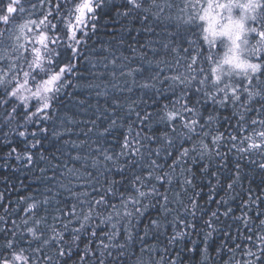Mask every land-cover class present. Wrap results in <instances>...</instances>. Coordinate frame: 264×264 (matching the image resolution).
Here are the masks:
<instances>
[{
  "label": "snow or ice",
  "instance_id": "6c2138e0",
  "mask_svg": "<svg viewBox=\"0 0 264 264\" xmlns=\"http://www.w3.org/2000/svg\"><path fill=\"white\" fill-rule=\"evenodd\" d=\"M0 135V264H264V0H0Z\"/></svg>",
  "mask_w": 264,
  "mask_h": 264
},
{
  "label": "trees",
  "instance_id": "16d2710c",
  "mask_svg": "<svg viewBox=\"0 0 264 264\" xmlns=\"http://www.w3.org/2000/svg\"><path fill=\"white\" fill-rule=\"evenodd\" d=\"M107 23V20L103 21ZM113 31V29H108V32ZM118 31V29H117ZM100 40L108 41L113 40L115 43L118 40V37H112L106 35L104 30H101L99 36ZM127 49V45L123 46ZM11 147H17L18 149H23L24 145L19 140V138H14L11 144H5L3 142V137L0 135V194H3V201H0V216H6L5 207L9 209V214L6 216L8 219L16 218V215H23L22 200L27 198L30 195H33L36 191V185L40 180L39 167L46 166V162H41L38 158L39 154H36L34 158V163L31 167H26L22 163H18L14 156L12 158L8 157V153ZM207 194L208 189L204 188V195L201 199V203L207 207ZM233 206H237L240 203L239 197L232 202ZM212 208H215V205H211ZM264 207V206H262ZM152 215L155 217L156 210H152ZM146 222V221H145ZM195 239V237H194ZM219 243V236L216 237L215 241H210V254L215 259L216 264H222V261L219 256L216 255L215 249ZM188 259L185 264H200V255L197 254H188ZM239 259V257H237ZM225 259L227 256L225 255Z\"/></svg>",
  "mask_w": 264,
  "mask_h": 264
}]
</instances>
